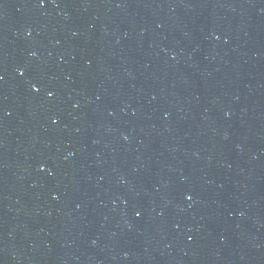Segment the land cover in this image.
Segmentation results:
<instances>
[{
    "label": "water",
    "instance_id": "obj_1",
    "mask_svg": "<svg viewBox=\"0 0 264 264\" xmlns=\"http://www.w3.org/2000/svg\"><path fill=\"white\" fill-rule=\"evenodd\" d=\"M0 264H264V0H0Z\"/></svg>",
    "mask_w": 264,
    "mask_h": 264
}]
</instances>
